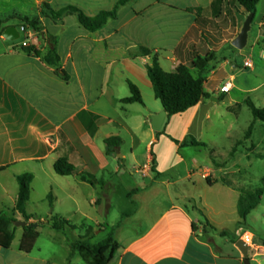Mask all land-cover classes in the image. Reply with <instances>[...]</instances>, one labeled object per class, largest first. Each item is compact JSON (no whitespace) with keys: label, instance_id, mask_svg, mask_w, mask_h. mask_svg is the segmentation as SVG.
Listing matches in <instances>:
<instances>
[{"label":"crops","instance_id":"obj_1","mask_svg":"<svg viewBox=\"0 0 264 264\" xmlns=\"http://www.w3.org/2000/svg\"><path fill=\"white\" fill-rule=\"evenodd\" d=\"M47 1L52 6V0ZM71 1L73 4L69 5L79 7L89 16L113 10L118 2L109 5V0ZM131 2L135 3L132 7ZM214 2L131 0L119 9L116 18L109 19L95 32L81 26L75 15L67 14L59 21L41 16L47 41L44 44L32 42V45L46 52L50 39L54 38L62 67L70 76L68 81L40 58L21 51L16 44H11L12 41L5 39L3 31L10 26L0 27V213L15 210L19 194L17 178L22 175L18 168L21 165L27 169L23 174L34 175V182L36 174L33 169L36 166L44 167V163L49 161V167L55 172L57 160L67 157L79 172L93 175L101 182L98 186L105 187L109 172L120 174L123 168L127 171L134 169L135 172H131L135 175L149 168L152 150L157 156V170L161 178L164 177L180 161V147L172 139L182 142L187 136H193L199 141L208 139V143L214 144L208 138V126L211 129L215 127L212 121L217 112L216 104L234 89L233 86L229 93L221 91L229 80L223 81L220 88L216 87L218 72L232 75L228 61L220 62L208 75L204 87L210 97L203 98L196 107L183 114L171 118L167 115L159 131L152 128L151 119L164 109L148 74V66L153 64L154 56L158 57L164 71L175 72L178 66L190 65L196 56H204L213 49H217L220 55L223 53L224 42L218 48L210 47L215 40L212 33L218 23L215 17L222 16L223 12V9L212 8ZM200 8L207 20L199 22L197 9ZM207 9H210V16L204 15ZM141 47L151 50L152 54L141 55ZM129 82L138 88L143 104L122 102L132 96ZM234 102L231 99L230 105ZM111 137H120L122 143L109 155L105 141ZM127 140L131 141V153H135L140 145H147L150 155L144 166L139 163L126 166L128 159L123 147ZM37 141L46 145L43 154L35 149ZM61 146L66 147L62 154ZM164 147L171 154L162 157L159 153ZM113 160L117 161L115 169L109 167ZM63 177H74L77 182L89 184L79 176ZM142 177L145 180L149 178ZM161 178L149 179L154 183ZM70 190L67 197L79 210L80 203L72 196V192L77 193L78 189ZM135 190L134 197L138 201L134 210L125 217L129 221L143 223L140 230H136L135 225H128L125 226L126 233L121 230L117 234L116 231L109 232L108 225L101 230L96 225L85 229L81 235L86 236L83 241L90 245L114 236L119 248L108 264H244L243 254L236 245L244 238L242 229L227 231L228 236L215 234L208 239L198 226L204 221L217 226L205 216L204 211L201 214L194 207L196 202L193 203V198L190 200L185 193H178L175 189H165L162 201L156 200L144 209L141 200L150 189L141 185ZM56 201L55 195L54 208ZM29 202L26 211L36 217L30 220L32 222L44 214L30 212ZM189 205L197 214L191 212ZM16 213L15 219L24 221L23 216ZM122 223L117 228H121ZM101 232H105V236H100ZM14 233V241L16 236L20 237L19 244L16 248L14 241L11 246L0 244V264H32L36 257L20 251L23 228L16 227ZM94 238L97 240L92 243ZM70 252L71 246H67L66 264ZM260 257L249 255L251 264H263ZM42 263L50 264L47 259H42ZM70 264L76 263L72 260Z\"/></svg>","mask_w":264,"mask_h":264},{"label":"rangeland","instance_id":"obj_2","mask_svg":"<svg viewBox=\"0 0 264 264\" xmlns=\"http://www.w3.org/2000/svg\"><path fill=\"white\" fill-rule=\"evenodd\" d=\"M117 1L119 0H109L108 4L112 5ZM45 3L49 2L47 0H0V27L19 26L26 17L40 20L45 11ZM69 4H73L71 0H52V7L56 10ZM108 4L103 5L109 6ZM134 4L131 2V7ZM222 9V16L217 18V28L212 33L215 40L211 41L210 47L218 48L221 43H226L220 57L222 62L228 61L232 75L218 72L216 87L220 88L223 81L226 83L229 80L234 89H231L230 94L222 96L223 99L216 104L217 112L212 121L215 127L211 129L208 126L207 129L208 138L213 140L214 144L208 143L206 139L204 141L206 146L181 147L179 145V163L162 178L151 169L152 159L158 161L156 154V157L152 156V152L155 153L152 150L149 168H145L143 172L140 170V174L135 175L131 172H135L134 169L127 171L123 168L120 174L109 172L105 187L93 188L80 180L77 182L74 177L58 176L49 167V161L44 163V167L32 168L36 179L32 185L28 210L45 215L32 221L44 224L39 228L41 237L33 249L32 256L36 259L32 264H43L42 259H47L50 264H66L64 260L67 255V246L76 245L85 229L89 227L98 225V229L101 230L110 226L108 231H116L117 234H120L121 230L126 233L125 226L128 225H135V229L140 230L143 223L129 221L125 216L134 210L135 202L138 201L134 197L137 192L135 188L141 185L145 189H150V192L141 200L144 209H148L149 205L156 200L162 201L166 195L165 189H175L178 193H185L190 200L193 198V203L196 202L194 207L201 214L204 211L205 216L218 227L208 221L198 226L208 239L215 234L242 229L241 234L244 240L245 236L250 234L256 244L264 245V195L261 204L248 216L247 220H243L240 216V199L253 193L264 183V122L259 120L255 122L252 109L247 104L252 102L257 108H264V0H261L258 6V12L249 32L248 44L242 51L236 49L232 41L241 33L249 13L240 8L236 0H227L222 4ZM204 15L210 16V9H207ZM40 25L42 30L37 31L33 37H27L30 44L32 42L44 44L47 41L43 26ZM23 41L22 35L11 44H16V47L20 49ZM211 51H217V49ZM247 63L249 66H246ZM231 99L235 101L232 105H230ZM253 123L252 136L246 139V134ZM130 142L127 140V144L123 147L128 159L126 166L129 167L133 163L144 166L150 155L147 145L142 144L135 153H131ZM239 143L241 144L238 146ZM234 147H237L235 153L232 152ZM35 149L43 154L46 145L37 141ZM60 150L62 154L66 147L61 146ZM169 152V149L164 147L161 148L159 155L162 157L170 155ZM111 164L109 167L115 169L117 161L113 160ZM157 165L158 162L154 165L156 171H158ZM18 170L23 174L27 169L21 165ZM142 175L156 180L161 178V180L146 183ZM70 189H78L77 193L72 192V196L79 201V210L72 199L67 197V191ZM50 193L58 198L56 208L53 210L49 206ZM98 200L99 203H97ZM189 206L191 212L197 214V211L191 205ZM200 206L204 210L199 208ZM9 214L18 215L14 211H10ZM52 217L70 221L76 228H66L64 232H58L52 228ZM122 221L121 228H117ZM100 236H105V232H101ZM19 238L16 236L15 248L19 244ZM96 238L98 239L99 236L97 235ZM97 239L94 238L92 243ZM94 244L98 243L95 241ZM249 255L253 256L254 251L250 250ZM260 258L264 264V256ZM72 260L76 264L84 263L79 252L73 249L67 264H70Z\"/></svg>","mask_w":264,"mask_h":264},{"label":"trees","instance_id":"obj_3","mask_svg":"<svg viewBox=\"0 0 264 264\" xmlns=\"http://www.w3.org/2000/svg\"><path fill=\"white\" fill-rule=\"evenodd\" d=\"M131 0H119L113 10L102 11L96 16L87 15L79 7L69 5L59 10L54 9L49 3L44 4L45 11L43 16L52 18L55 21L61 20L65 15H75L86 30L95 32L101 29L109 19L116 18L118 11L122 6L128 4ZM249 14L258 12V6L261 0H236ZM223 0H215L212 5L213 9L221 11ZM202 9H197L199 18L197 21L207 20L202 15ZM220 14V13H219ZM215 18H219L216 16ZM23 23L34 28L36 31L42 30L40 20L32 18H24ZM51 43L46 52L41 51L34 45L22 46L21 51L40 58L46 65L54 68L56 72L65 80H69V74L65 71L61 64V57L57 51V42L54 38H51ZM141 55H151L152 51L141 47L139 50ZM222 62L220 54L217 51H210L204 56H196L190 65H180L175 72H166L161 67L158 57L154 56L152 65L148 66V74L153 83L156 97L161 101L164 111H166L168 118L172 116L183 114L188 110L196 107L203 98H208L209 94L205 91V82L208 75L216 69L217 65ZM132 96L123 99V103H139L143 104V99L138 88L129 82ZM252 109V114L256 121L264 122V108H257L252 102L247 103ZM254 130V123L250 126L246 139H250ZM177 145L181 147H200L206 146L204 142L197 140L193 136H187L182 142L172 139ZM107 154H112L121 146L122 140L120 137H111L106 139ZM241 143L238 144V146ZM237 151V147H234L233 153ZM152 156L155 153L152 152ZM157 161L152 159V171L157 175L161 174L154 169V165ZM55 172L60 176H79L82 181L91 184L93 187H97L101 182L93 175L85 172H79V170L69 162L67 157H60L54 165ZM19 183V194L17 205L14 212L20 213L24 221L28 223V226L23 228V236L20 244V251L25 254H31L35 247L37 240L40 237L39 228L43 227L42 222L38 223V227L32 226L35 222H30L34 219V215H29L26 211V206L31 197V185L34 180L32 173H24L17 178ZM264 195V183L262 187L257 188L253 193L248 194L240 199V216L243 220H247L248 216L258 208L262 202ZM49 206L54 209V195L50 193L48 195ZM52 228L58 232H64L66 228L75 229L76 227L65 219H59L58 217H52ZM17 220L13 215L8 212L0 213V244L4 246H11L14 241L15 223ZM91 231V229L89 230ZM223 236H228V232H223ZM86 236L81 237L78 243L71 245V250H77L86 262V264H108L115 256L119 244L115 240L113 235H110L104 241L90 245L83 240Z\"/></svg>","mask_w":264,"mask_h":264},{"label":"water","instance_id":"obj_4","mask_svg":"<svg viewBox=\"0 0 264 264\" xmlns=\"http://www.w3.org/2000/svg\"><path fill=\"white\" fill-rule=\"evenodd\" d=\"M254 18H255V13H250L248 15L241 33L232 41V45L239 51L244 50L248 44L249 32L251 31ZM3 37L9 41L15 42L18 39H20L21 35L16 26H10L3 31ZM166 116H167L166 111H162L161 113L153 115L151 119V124H152V128L155 131H159L161 129L166 119ZM149 182H150V179L147 178L146 183H149ZM15 226L18 228H25L26 226H28V223L26 221H17L15 223ZM32 226L37 228L38 223H34ZM236 245L243 254L244 264H251V261L249 258V247H248L247 242L244 239H240L236 243Z\"/></svg>","mask_w":264,"mask_h":264},{"label":"built area","instance_id":"obj_5","mask_svg":"<svg viewBox=\"0 0 264 264\" xmlns=\"http://www.w3.org/2000/svg\"><path fill=\"white\" fill-rule=\"evenodd\" d=\"M17 28H18V31H19L20 35L24 36V41L22 42L21 47L22 46H27V45H32V44H30V40L27 37H33L34 35H36L37 31L34 28H32L29 25H27V24H23V25H21V26H19ZM246 66H249V63H247ZM231 89H232V82H228L222 87L221 91L223 93H229L231 91ZM245 241L248 244L249 250H253L254 254L256 256H264V245L256 244L254 242V239H253L252 235H250V234L246 235L245 236Z\"/></svg>","mask_w":264,"mask_h":264}]
</instances>
